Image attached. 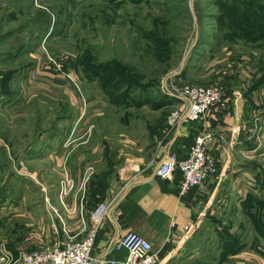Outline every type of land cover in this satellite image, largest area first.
<instances>
[{
	"label": "rangeland",
	"instance_id": "374dc122",
	"mask_svg": "<svg viewBox=\"0 0 264 264\" xmlns=\"http://www.w3.org/2000/svg\"><path fill=\"white\" fill-rule=\"evenodd\" d=\"M239 1L234 8L221 0H0V128L22 144L46 131L54 145L64 141L52 138L57 130L93 128L106 148L121 134L128 141L162 126L176 109L162 84L216 86V73L234 66L263 86L264 0ZM54 81L74 83L81 97L96 91L103 103L92 109L100 113L88 119L92 106L83 102L77 119L64 96L48 89ZM250 193L236 220L213 218L192 236L209 264H264V190ZM5 209L0 244L14 252L53 245V227L15 222Z\"/></svg>",
	"mask_w": 264,
	"mask_h": 264
},
{
	"label": "crops",
	"instance_id": "0c3cea01",
	"mask_svg": "<svg viewBox=\"0 0 264 264\" xmlns=\"http://www.w3.org/2000/svg\"><path fill=\"white\" fill-rule=\"evenodd\" d=\"M232 68L216 73V86L225 92L207 117L202 122L179 124L171 132L165 131L166 121H162L156 130L145 128L139 136L131 134L128 141L121 134L123 141H112L105 148L94 139L93 128L57 130L52 138L64 140L58 145L51 143L46 131L32 143L27 140L22 144L12 139L13 130L0 128V211H14L11 216L15 222L53 227L58 234L53 236L54 245L65 237L64 231L84 238L91 228L88 211L97 202L109 200L95 238L94 256L123 260L125 251H112L111 246L126 232L134 231L151 244L159 264H209L192 243L197 229L210 225L213 218L236 220L248 194L264 190V85L254 86L256 74L251 76L250 70L249 76H244L243 69L237 72V67ZM75 87L78 89L68 81H54L48 89L64 96L78 112L77 119L85 116L83 102L92 106L88 115L92 119L100 113L92 108L103 103V98L99 99L96 91L81 97ZM178 105L176 101L172 107ZM202 131L210 133L207 151L216 160V172L206 175L200 186L179 195L180 172L161 179L157 169L167 157L185 158L194 136ZM74 134L78 135L76 141H67ZM64 171L72 185L61 198ZM14 189L12 198L8 192ZM49 206L58 216H51ZM241 254L235 253L234 261L240 262Z\"/></svg>",
	"mask_w": 264,
	"mask_h": 264
},
{
	"label": "built area",
	"instance_id": "2783aa9c",
	"mask_svg": "<svg viewBox=\"0 0 264 264\" xmlns=\"http://www.w3.org/2000/svg\"><path fill=\"white\" fill-rule=\"evenodd\" d=\"M168 86L169 89L162 84L161 90L179 105L166 119V132H171L184 122H202L209 110L218 105L223 98V89L219 86L194 85L177 88L173 82H169ZM260 129L258 128V131ZM210 138V133L198 132L194 136L188 155L179 160L173 157L165 158L157 169L158 177L169 178L178 170L181 174L179 195L200 186L206 175L216 172V160L207 151ZM71 185L72 179L64 171L63 179L60 181L59 197L67 195ZM110 203L109 200H101L88 211L91 228L84 238L77 239L64 231L65 237L62 240L48 249L36 252L23 250L13 252L4 244H0V264H159V256L153 251L151 244L134 231L126 232L111 246L112 251H125L123 260L99 258L93 255L95 238L100 225L104 222Z\"/></svg>",
	"mask_w": 264,
	"mask_h": 264
},
{
	"label": "trees",
	"instance_id": "16d2710c",
	"mask_svg": "<svg viewBox=\"0 0 264 264\" xmlns=\"http://www.w3.org/2000/svg\"><path fill=\"white\" fill-rule=\"evenodd\" d=\"M224 3H230L234 8H239L241 6V2L239 0H221ZM118 84H116L117 87ZM174 100L173 98H171Z\"/></svg>",
	"mask_w": 264,
	"mask_h": 264
}]
</instances>
